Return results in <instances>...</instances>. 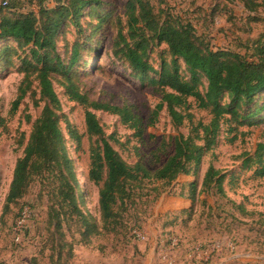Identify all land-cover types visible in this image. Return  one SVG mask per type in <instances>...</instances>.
<instances>
[{
    "label": "trees",
    "instance_id": "obj_1",
    "mask_svg": "<svg viewBox=\"0 0 264 264\" xmlns=\"http://www.w3.org/2000/svg\"><path fill=\"white\" fill-rule=\"evenodd\" d=\"M51 1L2 0L0 4V41L9 40L18 45V48H1L0 60L8 51L17 54L18 70L23 74L12 110H17L28 94L35 106L43 103L39 117L32 123L22 156L16 161L5 208L22 199L34 180H41L54 199L49 214L56 221L53 239L56 236L57 240L52 241L57 258L62 259L66 254L72 257V246L64 240L63 223L65 226H76L83 245L93 237L118 232L124 226V215L128 206L134 204V198L146 196L151 198L146 203L154 205L179 176L198 173L204 156L217 146L222 126H227L225 132L232 134L244 123L253 124L251 120L264 111V33L256 40L248 39L245 45L240 42L243 53L214 49L208 39L196 33L190 14L185 16L175 5H165L162 0L163 7L156 10L149 0H125L126 20L124 25L119 23L112 52L128 64L131 74L140 83L146 82L159 93L160 102L152 112L149 125H153L159 112L165 108L175 128H188L186 135L178 134L172 137L170 143L163 141L153 151L154 163L160 165L150 170L140 158L133 164L122 159L113 146L116 142L114 137L105 135L95 112L117 116L139 137L143 132L141 119L127 106L116 107L92 101L81 92L73 78V68L80 53L79 41L72 44L67 58L62 59L57 52L56 44L68 25H72L77 33H82L81 19L95 16L96 24L92 26L87 40L103 26L108 18L96 12L100 1L54 0L56 5L47 7L46 4ZM237 1L248 13L247 23L262 22L258 10H264V0ZM161 45L166 49L159 54L157 71L149 61L150 53ZM23 48H27L26 52L18 55ZM181 63L187 76L181 70ZM54 81L63 88L68 101L84 108L86 134L91 139L95 138L88 150V180L99 187L100 224L82 211L77 199L79 187L67 153L66 137L80 148L82 136L61 114ZM34 82L37 86L33 89ZM36 95L38 99H35ZM189 99L198 109L208 113V122L195 121L194 115L189 112ZM62 123L65 124L66 134ZM168 147L170 154L167 153ZM263 150L264 145L259 144L254 155H245L242 162L246 168L257 166L255 173L258 177L264 176ZM162 158L165 161L160 163ZM224 178L220 170L209 165L199 192L195 180L180 185L178 195L189 199L191 207L173 215L190 216L200 192L216 188L217 193L223 195ZM146 181L157 185L151 189L152 197L141 193ZM184 189L188 195H184ZM172 241L170 238L168 243ZM34 262L33 259L30 264Z\"/></svg>",
    "mask_w": 264,
    "mask_h": 264
},
{
    "label": "rangeland",
    "instance_id": "obj_2",
    "mask_svg": "<svg viewBox=\"0 0 264 264\" xmlns=\"http://www.w3.org/2000/svg\"><path fill=\"white\" fill-rule=\"evenodd\" d=\"M99 1L101 5L96 9L97 14L108 18L103 26L87 40L92 26L96 24L95 16L81 19L82 33H77L72 25H68L56 44L57 52L65 59L72 44L79 41L80 53L73 68V78L81 92L92 101L116 107L127 106L143 123V132L139 137L117 116L97 111L95 115L105 135L114 137V148L128 164L140 158L148 169L153 170L160 165L154 163L153 151L163 141L170 143L172 137L186 135L188 128H175L165 108L159 112L153 125H149L152 112L160 102L159 93L146 82L140 83L131 74L128 64L112 52L119 23L124 25L126 20L125 0ZM149 1L156 10L163 7L162 0ZM164 1L165 5H175L185 16L190 14L196 33L208 39L214 49L243 53L240 42L245 45L248 39L256 40L264 33V10H258L262 22L247 23L248 13L237 0ZM54 5V0L46 4L47 7ZM33 9L37 11L36 7ZM17 46L9 40L0 41V49ZM26 49L19 50L18 55L21 56ZM164 49L166 47L161 45L150 53L149 61L157 71L159 54ZM8 52L0 60V264H30L33 259L35 264H165L161 259L164 253L171 260L168 264H264V176H257V166L246 168L242 165L245 155L253 156L257 146L264 145V111L251 120L252 125L244 123L235 133L228 134L225 132L227 126H222L217 146L204 156L198 173L179 176L164 191L178 195L180 185L195 180L199 192L204 173L212 165L225 175L223 195L218 194L216 188L200 192L190 216L166 214L159 217L153 215V205L146 203L151 198L136 197L124 215L123 228L116 233L93 237L86 245L81 244L74 224L65 226L63 223L64 240L72 246V257L66 254L65 258H57L52 241L57 240L56 236L53 239L56 221L49 214L54 199L41 180H34L22 199L5 208L16 161L22 156L32 123L43 107L42 102L35 106L28 94L17 110H12L23 74L18 70L17 54ZM165 57L169 60L168 55L165 54ZM181 70L187 76L182 63ZM36 86L34 82L33 89ZM53 87L60 101L61 114L82 136L80 148L66 137L67 153L79 187L77 199L80 208L99 223V187L88 180V150L95 138L91 139L86 134L84 108L68 101L57 82H53ZM189 103V112L194 115L195 121H209L206 111L198 109L192 99ZM61 126L66 134L65 124ZM167 153H171L169 147ZM164 161L162 158L160 163ZM155 186V183L144 182L142 195L150 194L152 197L151 189ZM186 189L184 195H188ZM136 193L139 194V191ZM23 210L28 211L29 219L21 242L16 243L13 227ZM137 233L142 234L144 239L138 238ZM170 238L176 241L175 245L168 243Z\"/></svg>",
    "mask_w": 264,
    "mask_h": 264
},
{
    "label": "crops",
    "instance_id": "obj_3",
    "mask_svg": "<svg viewBox=\"0 0 264 264\" xmlns=\"http://www.w3.org/2000/svg\"><path fill=\"white\" fill-rule=\"evenodd\" d=\"M178 182V181H177ZM191 207V201L185 196L174 195L170 191L163 193L152 208L156 217L166 214H177Z\"/></svg>",
    "mask_w": 264,
    "mask_h": 264
},
{
    "label": "built area",
    "instance_id": "obj_4",
    "mask_svg": "<svg viewBox=\"0 0 264 264\" xmlns=\"http://www.w3.org/2000/svg\"><path fill=\"white\" fill-rule=\"evenodd\" d=\"M28 219H29L28 211L23 210L20 216L15 220L14 227H13V231H14L13 234H14L16 243L21 242V237H23V231L26 227V224L28 223ZM137 237L140 238L141 240L144 239L143 235L140 233H137ZM172 244L175 245L176 241L173 240ZM161 259L163 260L165 264H168L169 261L171 262V260L168 259V256L165 253L161 255Z\"/></svg>",
    "mask_w": 264,
    "mask_h": 264
}]
</instances>
